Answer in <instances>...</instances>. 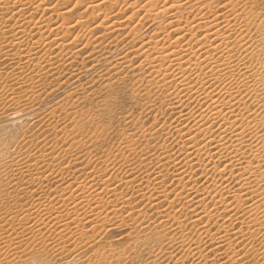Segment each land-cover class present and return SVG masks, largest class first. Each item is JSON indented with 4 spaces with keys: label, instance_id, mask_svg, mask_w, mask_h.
I'll return each mask as SVG.
<instances>
[{
    "label": "bare ground",
    "instance_id": "6f19581e",
    "mask_svg": "<svg viewBox=\"0 0 264 264\" xmlns=\"http://www.w3.org/2000/svg\"><path fill=\"white\" fill-rule=\"evenodd\" d=\"M10 1L1 0L0 5V63L13 54L12 56L15 57L13 60H17L19 63L34 64L36 66L33 70L35 74L41 73L38 68L40 60L45 61L43 73H47L60 64L61 60L67 59L66 61H68L74 54L80 53L81 48L74 49V47L83 43L86 35H89V32L94 28L109 30L108 33L123 30L124 24L111 19L113 16L110 14V10L114 5L117 6L122 2L124 6L127 5L126 7H134L135 10L133 9L134 11L127 16L130 20L139 11H143L141 16H136L138 23L143 24L145 21H150V26L153 27L152 34L147 35L148 39L144 41V35L138 32L139 30L135 32V29H130L127 32L132 41H142L137 46L133 45L131 50L135 57L142 58L135 66L143 67L145 76L138 78H141L140 81H145L144 88L149 86V88L153 87L155 92H163L164 104L167 106L169 104V107H172L177 113L175 117L177 124L171 128L175 133L173 136L175 139L172 138V142L178 146V149H175L179 153L178 157L170 156L166 145L161 146V157L158 156L156 160L158 171L155 176L153 175V178L149 179V174L146 177H131L129 172L119 179L117 182L120 183L121 180L127 188L131 189L134 184L138 187L132 193V196L135 195L134 197L123 198L121 194H118V184L114 183V178L111 179V176L104 177V179H101L102 176L99 177L101 186L95 184V176L92 175L83 177L82 183L78 182L74 186V182L65 185L55 182L57 186H54L51 192L58 204L65 208V211L51 213L47 210L43 213L44 218L48 219L47 222L51 221L49 230L62 233L67 231L68 227L70 229L75 222H77L76 225H82L83 223L79 222L85 221L88 217L91 218L92 215H94L92 218H99L102 213L101 209L107 208L106 215L104 218L102 217L103 220L100 224L104 226L106 235L116 231L119 226L118 224L114 225L112 219L120 214L116 209L118 206L116 207V203L109 200V196L104 197L98 194L97 190L102 187L103 191L107 193L106 195L113 194L114 199L116 198L115 201L122 199L120 200L122 204L121 207L119 206L120 210L128 208V219L133 218L132 220L137 223L135 227L132 226L133 229L128 225L132 230L128 229L123 235L129 238L133 234L136 237L131 250H146L147 253L152 254L154 259L157 258V255H153V252L155 250L162 252L160 247L166 244H176V247L184 249L182 251H186L188 255H198V259H201V250L205 248H209L211 251L224 245L232 248L239 244L242 247L238 249L243 250L248 246L251 247L253 237L264 236V6L261 0H80V4L86 3L84 7L90 13L82 15L81 12L76 16L74 14L72 16L71 12L65 10L59 11L57 6L51 5L47 0H14L9 5ZM104 2L109 3L110 6L107 5L108 7L104 8ZM102 4L105 10L103 13H99ZM123 5H118L117 10L121 11ZM37 13L40 16L35 18ZM84 16L87 19L84 20ZM90 23L96 24L92 25L93 27L90 25V29L88 25ZM95 39L97 42L94 45H97L98 36ZM85 42L83 47L88 46V43L85 44ZM126 58L129 59L128 54L116 58L118 61H115V66L126 63L123 60ZM129 61L131 62V60ZM126 65L129 66L127 63ZM25 69L15 66L13 72L21 74L26 72ZM26 76L31 80L34 75L27 73ZM9 87L21 91L24 89V83L21 81L11 82ZM35 90L37 89L35 88ZM11 99L10 101L14 103L13 106H16L14 111L3 114L1 118L6 122H14L9 125L4 122L5 125L0 127V130L7 131L10 138L25 137V131H21V134L20 130L13 133L12 125L15 127L17 121L21 119L26 121L28 118L35 117L36 107L30 105L32 100L23 104L16 102L14 97ZM170 131L168 133L172 132ZM144 132L141 131L142 138L149 143L150 136L153 139V135ZM134 145L127 141L126 151L133 154L136 151ZM247 152L249 153L247 154ZM215 155L217 158L214 161L218 159L221 164L219 171L223 173L227 170L225 178L221 177L222 179L213 181L211 185L202 187L203 189L195 188L194 184H190L187 179L184 181L185 177L193 175V171L198 169L201 173L207 172V169L203 171L207 167L211 170L217 169L219 166L213 164L211 167L208 166ZM9 159L7 160L9 161ZM126 160H128V156ZM166 164L172 169L173 178L171 180L177 181L176 184L179 185L178 188L171 191L161 189L168 175L163 172L166 169ZM93 175L95 174L93 173ZM227 176L232 177L233 180L236 179L235 189H233L234 185L230 186ZM144 188L148 189L147 192L144 191ZM231 193L232 197H229ZM143 200H146L143 207L148 205L149 208H154L162 203L165 205V210H161L159 215L153 218L154 220L146 222L147 218L143 215L145 209L143 207L135 208V203ZM180 203H182L181 209L188 208L187 210L191 213L189 217H187L188 214L184 215L185 218L177 215L178 209H175L174 206ZM82 210L84 215L79 213ZM217 213L220 214L219 216L224 213L225 215L222 216L224 220L219 228L215 229L216 231L211 232L208 223ZM133 214H136V218L132 216ZM147 217L150 216L147 215ZM29 219L30 217L21 219L22 226H19L21 231H18L19 228L12 225L10 218L4 219V215L0 214V240L5 241L7 238V235H4L6 230L9 232V234L7 233L9 237L14 236L13 240H15L14 238L23 240L19 235L25 231L40 233L39 226L45 223L44 219L41 217L36 219L34 226H24ZM124 219L121 217L120 220L124 222H121L120 225L125 223ZM87 221V224L79 225L80 228L73 226L74 232L78 233L77 243L79 240L87 241L91 237L89 233L93 232L99 224H96L93 219ZM173 232L180 234L181 240L174 241L173 234H171ZM93 237L95 238L94 235ZM118 239L122 238L118 237ZM9 240L11 241V239ZM82 244L76 245L77 249L73 248L74 251L69 249L73 252L60 246L61 250L58 255L65 253V256L59 257L62 258L59 263L34 261L33 264L47 262H49L48 264H76V258L83 251L89 249L85 247L84 242ZM94 251L91 255L93 260H90L89 264H113L114 262L117 264L119 260L113 259H119L125 253L123 249L118 250V248ZM248 251L243 250V254L232 259V262L240 264ZM235 253L237 252L235 251ZM262 253L258 256L264 261ZM204 262L206 261L202 263L204 264ZM146 264H157V261H148Z\"/></svg>",
    "mask_w": 264,
    "mask_h": 264
},
{
    "label": "rangeland",
    "instance_id": "374dc122",
    "mask_svg": "<svg viewBox=\"0 0 264 264\" xmlns=\"http://www.w3.org/2000/svg\"><path fill=\"white\" fill-rule=\"evenodd\" d=\"M12 1L14 0H11L9 5H11ZM47 1L48 3H51V5L57 6V8L60 9L59 11L65 10L66 12H71L72 16L73 14L74 16L81 14V12L82 15L90 13V11H87L84 7L86 3H82L84 4L82 5L80 4V0H77L79 5H77L78 3L76 0ZM261 2L264 6V0H261ZM102 5L99 13H103L105 10L104 8H107L109 3L104 2L105 7ZM118 5L122 6L123 3L120 2ZM118 5L113 6L112 10L114 11L110 10V14L113 16L111 19L117 22L120 21L121 24H124L123 30L108 33L109 30L94 28L89 32V35L87 34L88 36L86 35V42L82 41L83 43L74 47V49L81 48L80 53L74 54L68 61H66L67 59L61 60V65L57 64L54 69L47 73H43L45 69L43 68L45 63L44 60H40L38 64V68L41 71L40 74H35L33 71L36 68L34 64L25 65L19 63L17 60H13L15 59V57L12 56L13 54L0 63V127H4V122H6L5 119L1 118L2 115L13 112V109L16 107L13 106V101H10L12 100V97L15 98L16 102L23 104H27L32 100L30 105L36 107L34 110L35 117H31V119L28 118L26 121L21 119L15 123V127L12 125V128H14L12 130L13 133L20 130L21 134V131H25V137L15 138L14 136V138H10L7 131L0 130V137L2 136L0 138V158L2 157L0 159V170L2 169V172L0 171V214L4 215V219L10 218V221L15 228L22 226L21 219L25 217H30V219L24 224V226H34L33 224H35L36 219L40 217L43 218L45 222L39 226L41 229L40 233H32L30 231L20 233L19 237L23 240H19V238H14L15 240H13L14 236L9 237V232L6 230L4 235H7V238L5 241L0 240V264L9 261L8 264H33L34 261L59 263L62 260V258L59 257H63L65 254L60 253V255H58L60 252L59 250H61L60 246L71 251L73 248L77 249L76 245L79 244L80 246L83 242L85 247L89 249L84 247L86 250L76 258V264H89V261L93 260L91 255L95 252L94 250L108 251L113 248H118V250L123 249L125 251L122 257L119 259H113L115 261L119 260L117 261V264H146L148 261L152 260H156L157 264H181L183 260L185 262H182V264H203V261H206L204 264H235L232 262V259L243 254V250L248 251V249L249 251L246 253V256L243 258L244 260H242L240 264H264L263 259L258 256L262 252V254H264V244H262L264 236L262 235L253 237L254 240H252L251 247H247L248 249L243 248V250H239L242 247L239 244L234 245L232 248L228 245H224L211 251L209 248H205L204 250H201V259H198V255H188L186 251H182L184 249L179 246L176 247V244L163 245L160 247L162 252L161 250L160 252L155 250L153 255L156 254L157 258L160 256L158 259H154L152 254L147 253L146 250H131L133 240L136 237L133 234L129 238L123 235H125V232L128 231V229L129 231L132 230L137 223L135 220H132L133 218L129 217L130 219H128V208H121L122 210H120L119 206L121 207L122 205L120 200L122 199L115 201L116 198L114 199L113 194L109 193L106 195L107 193L103 191L104 189H102V187H99L97 190V192L99 191L98 194L104 197L109 196V200L112 202L114 201L116 207L118 206L116 209H118V212L120 213L119 215L117 214L120 218L117 216L112 219V223L114 222V225L117 226L118 224L119 226L116 231L106 235V231L103 229L104 226H101L100 224L105 217L104 215H106L107 208L101 209L102 216H99V218L101 217L100 219L97 217L92 218L94 215L90 216L91 218L88 217L89 220L93 219L95 222L99 219L96 222V224H99H97V227H95L93 232L89 233L91 237L89 234V236L87 235L88 238L90 237L89 239L86 236L88 239L87 241L84 240L82 242L79 240L77 243L78 233L74 232L75 226L80 228V226L87 224V218V220L85 219L84 221L82 219L83 222H79L83 223L82 225H76L77 222H75L71 225L70 229L69 227L68 229L66 228V232L63 231L62 233H58L57 231L49 230L51 221L47 222L48 219L44 218L45 216L43 213L47 210L51 211V213L53 211H65V208L58 204L54 194L51 192V189H53L54 186H57V183L55 182L64 183V185L74 182V186L78 182L82 183V180L84 179L83 177L92 175L95 176V184L101 186V179L111 176V179L114 178V183L118 184V194H121L123 198H128L129 196L134 197L135 195L132 196V193L136 188L138 189V187L134 184L135 187L133 186L131 189L127 188L125 183L121 180L120 183L117 182L119 179H122V177L129 174V172L131 177H146L149 174V179L153 178V175L155 176L158 171L156 160L158 156L161 157V146L166 145L170 156L175 155L178 157L179 154L175 150L176 148L178 149V146L172 142L175 133L174 129L171 128L177 124L175 121V117L177 116L176 110L169 107V104L168 106L167 104H164L163 92H155L153 91L154 88H149V86L144 88L146 85L145 81H140L141 78H138L145 76L144 69H142L143 67H136L138 65L137 63H139L142 58L135 57L134 52H131L133 49L132 46H137L142 41H132L131 37L128 36L129 33L127 34L130 29H135V32L139 30L138 32L143 33L145 41L148 39L147 35L152 34L153 27L150 26V21H145L143 24L138 23V18L136 16H141L144 13L143 11H139V13L130 20L127 16L135 10L134 7H126L127 5H123L122 10L118 11ZM68 7L72 8L73 12L72 9L70 10ZM35 16V18H37L40 14L37 13ZM85 19H87L86 16H84V20ZM95 24L90 23L88 25L95 26ZM91 26L89 27L90 29ZM131 27L134 28L132 29ZM103 33H106L105 36ZM97 36L99 42L97 45H94L95 42H97L95 39ZM84 42L85 44L88 43V46L85 45V47H83ZM125 54H128L129 59L126 58L123 60L129 64V66H127L126 63L117 64L118 66H115V61H118L116 58ZM129 60H131V62ZM122 65L124 66L122 67ZM15 66L26 68V72L14 74L13 67ZM133 66L135 67L134 69ZM27 73H33L34 76L31 77V80L26 76ZM17 81L24 83L23 90L19 91L14 90L11 87L8 88V85L11 82L15 83ZM35 88L37 90H35ZM34 93L38 94L36 95ZM13 122L14 121H7L6 125ZM141 131L152 134L153 139L150 136L151 140H149L148 143L142 138ZM169 131L171 133H168ZM134 140L136 141L134 142ZM127 141H129V144L133 145L136 143L133 147H136L135 150L137 152L135 151L131 154V152L128 153L126 151ZM145 147H147L146 150ZM26 151L29 152L27 153ZM248 153L249 152H247V154ZM17 155L18 157L23 156L24 160L23 157L17 159ZM127 156L128 160H126ZM25 157L28 158L26 159ZM216 158L217 156L215 155L208 163V166L211 167L212 164L219 166L217 169L211 170L208 167L204 168L203 171L207 169V172H205L206 174L204 172L201 173L198 169L193 171V175L185 177L184 181L187 179L190 184H194L195 188L203 189L206 185H211L213 181H219L220 179L225 178L227 170L223 173L219 171L221 164L218 162V159L217 161H214ZM7 159H9V161ZM47 165L49 166L48 168ZM168 166L169 165L166 164V169L163 171L168 175L165 178L161 189L171 191L178 188L179 185L177 186V181L171 180L173 178V173L172 169ZM6 170L8 171L5 172ZM93 173L95 175H93ZM99 177H101V179ZM227 180L230 183V186L234 185L233 189H235L236 179L233 180V178L229 176ZM147 190V188H144L145 192H147ZM229 195V197H232V193ZM145 203L146 200L139 201L135 203V208H141ZM182 203L174 206L175 209H178L177 215L185 218L186 214H188L187 217H189L191 213L187 210L188 208H180ZM208 205L210 207L211 203ZM164 207L165 205L162 203L154 208H149L148 205L143 207L145 209L143 215L147 218L145 219L147 220L146 222L154 220L153 218L157 217ZM79 213L84 215L83 210ZM123 214L127 220L124 219L122 216ZM135 215L136 214H133L132 216L135 217ZM147 215L150 217H147ZM219 215L220 214L217 213V215H215V217H213L208 223L211 232L216 231L215 229H218L221 222L224 220L222 216L225 214L221 213V216ZM121 217L125 220V223L120 225L121 222H124L123 220H120ZM128 225L129 227L131 226L130 228L132 229H130ZM69 230L71 231L69 232ZM18 231H21L20 228ZM171 234H173L172 239H174V241L176 239L181 240V237H179L180 234L174 232ZM176 236H178V238H175ZM118 237L122 239H118ZM9 239H11V241ZM57 243L58 245H56ZM52 246L56 247L53 248ZM235 251L237 253H235ZM256 251H258V254ZM198 260H201L202 262ZM48 263L49 262L45 264ZM113 264H116V262Z\"/></svg>",
    "mask_w": 264,
    "mask_h": 264
}]
</instances>
